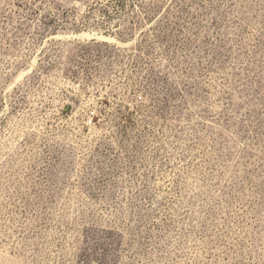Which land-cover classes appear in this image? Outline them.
<instances>
[{
	"label": "rangeland",
	"instance_id": "374dc122",
	"mask_svg": "<svg viewBox=\"0 0 264 264\" xmlns=\"http://www.w3.org/2000/svg\"><path fill=\"white\" fill-rule=\"evenodd\" d=\"M0 264H264V0H0Z\"/></svg>",
	"mask_w": 264,
	"mask_h": 264
}]
</instances>
